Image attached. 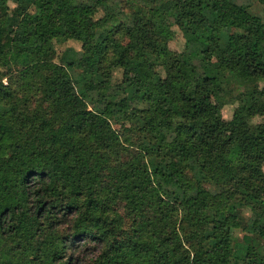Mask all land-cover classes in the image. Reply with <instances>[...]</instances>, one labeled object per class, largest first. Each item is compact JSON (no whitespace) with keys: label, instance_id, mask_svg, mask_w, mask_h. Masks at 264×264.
<instances>
[{"label":"trees","instance_id":"obj_1","mask_svg":"<svg viewBox=\"0 0 264 264\" xmlns=\"http://www.w3.org/2000/svg\"><path fill=\"white\" fill-rule=\"evenodd\" d=\"M0 264H264V18L0 0Z\"/></svg>","mask_w":264,"mask_h":264},{"label":"rangeland","instance_id":"obj_2","mask_svg":"<svg viewBox=\"0 0 264 264\" xmlns=\"http://www.w3.org/2000/svg\"><path fill=\"white\" fill-rule=\"evenodd\" d=\"M238 2L243 3V4H249L252 13L264 18V6L261 5L260 3L254 0H238ZM104 13L108 15H113V14L121 13V10L117 4H113L110 7H106L104 10L101 9L99 11V14H104ZM65 30H66V25L63 19L62 21L58 22V24L56 25L55 34L57 36H62L65 33ZM174 31H175V34H174V38L170 42V47L173 49H176L180 46L181 37H180V33L177 30H174ZM66 47H73L75 49H79L80 45L79 43L75 41H65L62 43H58V42L55 43V48L57 51H61L65 49ZM210 103L213 107H220L221 114L224 119L230 118L232 111H233L232 105L220 106V103L215 99H211ZM239 236L245 241L250 240V237L247 236L246 234H241Z\"/></svg>","mask_w":264,"mask_h":264}]
</instances>
